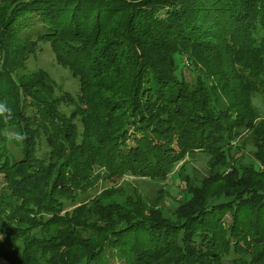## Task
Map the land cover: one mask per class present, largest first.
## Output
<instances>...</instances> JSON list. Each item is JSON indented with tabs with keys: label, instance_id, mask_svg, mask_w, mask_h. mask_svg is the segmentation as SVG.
Returning a JSON list of instances; mask_svg holds the SVG:
<instances>
[{
	"label": "trees",
	"instance_id": "16d2710c",
	"mask_svg": "<svg viewBox=\"0 0 264 264\" xmlns=\"http://www.w3.org/2000/svg\"><path fill=\"white\" fill-rule=\"evenodd\" d=\"M42 44L76 97L23 72ZM256 97L264 0H0V101L13 110L0 121V261L264 264ZM195 159L204 174L187 173ZM127 176L144 197L120 204L114 185L81 201Z\"/></svg>",
	"mask_w": 264,
	"mask_h": 264
},
{
	"label": "rangeland",
	"instance_id": "374dc122",
	"mask_svg": "<svg viewBox=\"0 0 264 264\" xmlns=\"http://www.w3.org/2000/svg\"><path fill=\"white\" fill-rule=\"evenodd\" d=\"M183 63L184 61L182 62V64ZM36 69L44 70L45 72L48 73L50 78L53 80L57 88L55 91V96L60 97L64 93L71 95L72 97L77 96L78 94L77 80L73 79L66 69L56 64L54 57H53V53L49 45L47 44H42L40 46V49L37 51L35 57L29 60L27 64V68H25L23 72L28 73ZM253 104L259 116L264 118V100H262L261 97H256L253 100ZM62 108L64 109V107ZM190 161H191V164L188 166V169H187L188 174L190 175L193 174L191 171L192 167L197 169L198 173H201V174L205 173L204 172L205 165L201 161L197 159L190 160ZM181 164L182 163H179L178 165L180 166ZM176 171L177 169L175 167V170L172 171V173L169 174L168 178L161 184L166 192V195H165L166 197L165 200L167 201L166 203L170 205H172V203L175 204L174 201H179L181 199V195H180L181 186L179 184V181H177L178 176H177ZM141 184L143 183L129 176L124 177L120 181L118 180L101 181L97 184V186H95L92 190H90L87 195L83 196L81 198V201L90 200L102 190H107V189L109 190V188H112L111 186L116 185L115 188L119 189V192L113 193L111 195L110 200L117 201L118 203L123 204L125 199L127 197H130L132 193H136L137 197H144V195L146 194V190L145 188H142L143 185ZM148 188L149 187H147V189ZM0 264H7V263L4 261H0ZM113 264H115V262H113Z\"/></svg>",
	"mask_w": 264,
	"mask_h": 264
},
{
	"label": "clouds",
	"instance_id": "9594fccd",
	"mask_svg": "<svg viewBox=\"0 0 264 264\" xmlns=\"http://www.w3.org/2000/svg\"><path fill=\"white\" fill-rule=\"evenodd\" d=\"M12 118L13 110L6 102L0 101V121L7 123ZM4 134L9 141L15 142L16 144H21L26 138L25 134L20 131H15L14 133L10 134L9 130L6 129Z\"/></svg>",
	"mask_w": 264,
	"mask_h": 264
}]
</instances>
